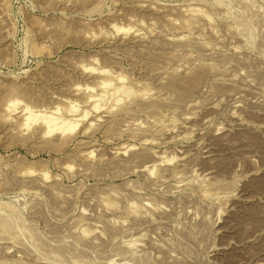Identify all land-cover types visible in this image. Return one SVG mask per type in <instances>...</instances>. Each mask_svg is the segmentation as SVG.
Instances as JSON below:
<instances>
[{
	"label": "rangeland",
	"instance_id": "1",
	"mask_svg": "<svg viewBox=\"0 0 264 264\" xmlns=\"http://www.w3.org/2000/svg\"><path fill=\"white\" fill-rule=\"evenodd\" d=\"M0 264H264V0H0Z\"/></svg>",
	"mask_w": 264,
	"mask_h": 264
},
{
	"label": "bare ground",
	"instance_id": "2",
	"mask_svg": "<svg viewBox=\"0 0 264 264\" xmlns=\"http://www.w3.org/2000/svg\"><path fill=\"white\" fill-rule=\"evenodd\" d=\"M7 104V103H6ZM8 105V104H7ZM26 108V107H25ZM29 108V107H28ZM13 109V108H12ZM27 110V109H26ZM25 110V111H26ZM23 111V110H22ZM24 111V112H25ZM29 111V112H28ZM28 111H26L27 113H29V115H27L28 117L31 115V112L32 111H30L29 109H28ZM51 113H53V112H51ZM68 114V113H67ZM73 114V113H72ZM71 114V115H72ZM52 115V114H51ZM50 115V116H51ZM84 116V115H83ZM28 117H27V119H28ZM52 118V117H51ZM51 118H47L46 120H48V119H51ZM55 120V121H53L52 122V120ZM53 119H51V121L50 120H48L47 122H46V129H47V132L46 133H50V132H53V131H57L58 129H60L61 130V128H65L66 127V125H65V123H66V118H62V120H60L61 122H60V125L59 124H57L56 123V120H57V118L55 119V118H53ZM24 125V124H23ZM65 125V126H64ZM67 127H69V126H67ZM66 127V129H72L73 127L72 126H70L69 128H67ZM59 130V131H60ZM68 131H70V130H68ZM62 132H65V130L64 129H62ZM65 133H67V132H65ZM69 134V133H68Z\"/></svg>",
	"mask_w": 264,
	"mask_h": 264
}]
</instances>
